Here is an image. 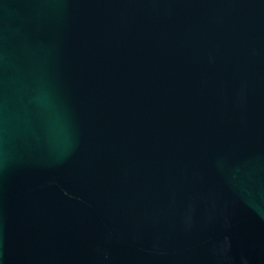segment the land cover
<instances>
[{"label":"water","instance_id":"obj_1","mask_svg":"<svg viewBox=\"0 0 264 264\" xmlns=\"http://www.w3.org/2000/svg\"><path fill=\"white\" fill-rule=\"evenodd\" d=\"M0 264H264V0H0Z\"/></svg>","mask_w":264,"mask_h":264}]
</instances>
